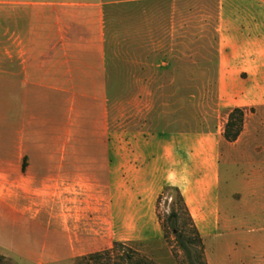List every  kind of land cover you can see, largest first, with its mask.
<instances>
[{"label":"crops","instance_id":"crops-1","mask_svg":"<svg viewBox=\"0 0 264 264\" xmlns=\"http://www.w3.org/2000/svg\"><path fill=\"white\" fill-rule=\"evenodd\" d=\"M129 1L0 0V245L25 262L140 230L145 191L160 182L187 205L211 204L219 131L167 122L177 111L165 88L143 78L113 96L107 15ZM223 3L216 93L264 107V0Z\"/></svg>","mask_w":264,"mask_h":264},{"label":"rangeland","instance_id":"rangeland-1","mask_svg":"<svg viewBox=\"0 0 264 264\" xmlns=\"http://www.w3.org/2000/svg\"><path fill=\"white\" fill-rule=\"evenodd\" d=\"M224 1L133 0L113 5L107 15L113 96L124 97L143 78L165 88L167 111H177L167 122L219 131L211 204L187 205L178 185L160 182L145 191L140 230L49 264H264V107L233 105L216 93L217 10L222 3L236 6ZM234 106L242 110L240 129L227 140L224 123ZM0 263L33 264L1 245Z\"/></svg>","mask_w":264,"mask_h":264},{"label":"trees","instance_id":"trees-1","mask_svg":"<svg viewBox=\"0 0 264 264\" xmlns=\"http://www.w3.org/2000/svg\"><path fill=\"white\" fill-rule=\"evenodd\" d=\"M236 119V127L232 130L234 122L233 120ZM241 119H242V110L234 106L232 107L228 112H227V117L224 123V128H223V136L227 140H233L236 135L239 132L240 129V124H241ZM176 239L178 244L181 246L185 254L188 256L189 250L186 246V244L180 239L179 235H176ZM0 264H5V263H0ZM131 264V263H127Z\"/></svg>","mask_w":264,"mask_h":264}]
</instances>
